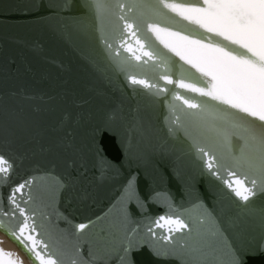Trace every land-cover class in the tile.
Listing matches in <instances>:
<instances>
[{
  "label": "snow or ice",
  "instance_id": "snow-or-ice-1",
  "mask_svg": "<svg viewBox=\"0 0 264 264\" xmlns=\"http://www.w3.org/2000/svg\"><path fill=\"white\" fill-rule=\"evenodd\" d=\"M81 7L95 17L105 56L131 90L140 86L166 106L168 134L188 141L200 174L213 178L221 195L236 198L242 208L264 199V0H84ZM150 75L164 85L150 82ZM173 84L196 95L167 87ZM107 135L102 126L94 138L102 144ZM96 155L102 169L112 167L102 148ZM16 168V161L0 152V188L12 184ZM45 183L52 189L46 199L40 193ZM63 187L60 177L29 175L11 186L6 206L0 197V231L33 264H136L145 248L165 264H245V250L224 234L214 210L202 201L193 205L201 210L193 221L188 210L156 192L149 200L164 199L166 211L152 217L131 174L104 217L73 223L56 207L57 189ZM133 206L141 219H135ZM58 216L66 230L53 224ZM105 220L107 227L98 228ZM0 264L23 260L0 248Z\"/></svg>",
  "mask_w": 264,
  "mask_h": 264
},
{
  "label": "water",
  "instance_id": "water-1",
  "mask_svg": "<svg viewBox=\"0 0 264 264\" xmlns=\"http://www.w3.org/2000/svg\"><path fill=\"white\" fill-rule=\"evenodd\" d=\"M153 111L80 50L43 0H0V152L17 166L12 184L0 188L5 206L12 185L29 175L50 174L64 182L56 200L62 216L73 223L95 220L104 217L122 183L134 174L148 215L166 211L164 199L149 200L156 192L188 210L193 221L201 213L193 205L202 201L214 210L224 234L245 250V264H264L260 220L236 198L222 196L213 178L200 174L198 163ZM102 126L108 135L100 144L94 133ZM98 147L111 168L98 164ZM51 190L45 183L41 196L46 199ZM132 210L135 219L142 218ZM52 220L59 229L68 228L63 218ZM107 225L101 221L98 228ZM136 264L165 262L145 248Z\"/></svg>",
  "mask_w": 264,
  "mask_h": 264
},
{
  "label": "bare ground",
  "instance_id": "bare-ground-1",
  "mask_svg": "<svg viewBox=\"0 0 264 264\" xmlns=\"http://www.w3.org/2000/svg\"><path fill=\"white\" fill-rule=\"evenodd\" d=\"M43 2L47 6L49 4L53 5V7L48 6L51 13L60 21L67 35L74 41V43L80 48V50H82V52L86 54V56H88L97 66L127 85L124 75L120 73L113 65H111L106 58L104 47L100 42L98 22L91 13H86L85 10L81 7L84 0H68L67 6L64 9L59 7V5L64 3V0H43ZM189 27L194 28L196 26L189 25ZM157 46L160 47L162 51L167 53V55L171 56L174 61L179 62V64H183V61H179V57H175L171 53H168L167 49H163L162 45H159L158 42ZM123 55L129 54L123 53ZM183 66L185 68H188L196 77L200 76V73L196 72L195 69H192L190 65ZM138 78H144L143 74L138 73ZM148 78L150 79V82H156L161 84L162 86L164 85V82L159 80L158 76L156 77L155 81H151V75ZM173 79H176L175 75L173 76ZM185 82L192 81L186 80ZM167 87L169 89H175L176 91H179L181 92V94L186 96L196 95L187 92L184 89H177L175 87V84L167 85ZM136 88L139 89V91L134 92H137L139 96L144 98L146 105H148V107L152 111H155L156 116L163 120V122H166L165 117L168 115L166 106L161 101L155 100V98L149 97L144 94V90L140 86H136ZM174 139L188 153V141L183 137V135L181 134L180 136H176L174 137ZM188 155L194 160V158L189 153ZM251 210L254 212L255 217H257V219H259L264 226V199H257L254 205L251 207ZM0 248H3L5 251H11L15 253L21 260H23V264H33L32 260L24 252L20 245L13 239H11L4 231H0Z\"/></svg>",
  "mask_w": 264,
  "mask_h": 264
}]
</instances>
